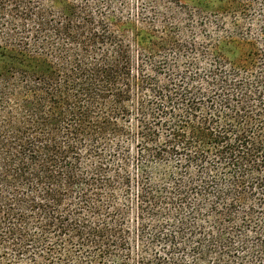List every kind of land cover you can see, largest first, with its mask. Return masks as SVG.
I'll list each match as a JSON object with an SVG mask.
<instances>
[{"label": "trees", "instance_id": "16d2710c", "mask_svg": "<svg viewBox=\"0 0 264 264\" xmlns=\"http://www.w3.org/2000/svg\"><path fill=\"white\" fill-rule=\"evenodd\" d=\"M0 35V264H264V0H0Z\"/></svg>", "mask_w": 264, "mask_h": 264}, {"label": "rangeland", "instance_id": "374dc122", "mask_svg": "<svg viewBox=\"0 0 264 264\" xmlns=\"http://www.w3.org/2000/svg\"><path fill=\"white\" fill-rule=\"evenodd\" d=\"M28 28L30 32H34L35 30V27H30L29 25ZM4 29H6V32H13V34L17 33V35L20 34V32L22 31V27L20 26V24H18V27H15V29L11 24H8ZM0 39H2V35H0Z\"/></svg>", "mask_w": 264, "mask_h": 264}]
</instances>
